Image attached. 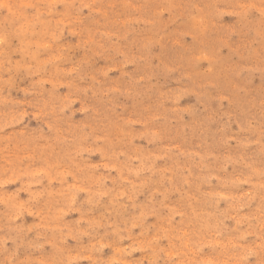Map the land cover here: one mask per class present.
I'll list each match as a JSON object with an SVG mask.
<instances>
[{
  "label": "rangeland",
  "instance_id": "374dc122",
  "mask_svg": "<svg viewBox=\"0 0 264 264\" xmlns=\"http://www.w3.org/2000/svg\"><path fill=\"white\" fill-rule=\"evenodd\" d=\"M0 264H264V0H0Z\"/></svg>",
  "mask_w": 264,
  "mask_h": 264
}]
</instances>
